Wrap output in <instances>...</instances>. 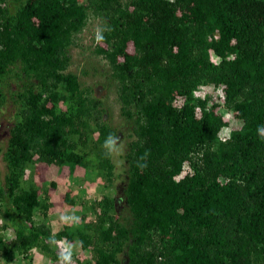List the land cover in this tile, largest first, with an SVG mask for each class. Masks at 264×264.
<instances>
[{"label": "trees", "instance_id": "trees-1", "mask_svg": "<svg viewBox=\"0 0 264 264\" xmlns=\"http://www.w3.org/2000/svg\"><path fill=\"white\" fill-rule=\"evenodd\" d=\"M91 16L100 19L94 52L132 120L123 188L132 218L120 221L103 193L85 203L80 225L51 235L33 218L36 189L20 184L27 165L74 171L92 154L108 181L113 174L106 141L117 133L67 71ZM5 103L7 261L37 248L49 264H120L121 252L123 264H264V0H0V112ZM221 106L240 123L225 139ZM58 238L88 258L54 253Z\"/></svg>", "mask_w": 264, "mask_h": 264}, {"label": "rangeland", "instance_id": "rangeland-1", "mask_svg": "<svg viewBox=\"0 0 264 264\" xmlns=\"http://www.w3.org/2000/svg\"><path fill=\"white\" fill-rule=\"evenodd\" d=\"M100 19L90 17L83 30L78 33L76 42L68 48L70 56L67 71L77 75L82 88L89 89L90 95L99 100L101 118L109 126L115 129L117 135L112 139L110 145L111 161L113 163V174L111 181H108L97 168L96 160L92 154L86 156L84 164L75 167L71 171L66 165H40L29 164L26 167L24 178L20 184L25 189L33 186L40 198L42 205L34 210L33 218L36 223H44L50 229L51 235L57 231H63L64 226L76 227L82 223L81 214L85 210V203L98 198L101 194L107 193L115 198L116 211L119 220L126 223L132 215L123 200V188L127 181V163L125 153L128 149L131 121L125 119L120 113V103L117 98L116 81L111 75L107 61L94 52L98 44L97 32ZM213 94L221 93L219 89L211 90ZM204 90L197 93L203 94ZM11 111L8 103L0 112V183L3 182L5 164L2 160V151L6 145L8 128L12 121L9 118ZM229 126H238L239 120L233 116V112L221 106L219 109ZM221 181V179H219ZM82 203L84 205H82ZM45 212V214H44ZM1 219V217H0ZM91 219V214H86L85 221ZM1 221V220H0ZM62 229V230H61ZM8 231V232H7ZM11 231V232H9ZM12 230L3 232L6 240L12 236ZM56 254L68 252L72 255V261L84 262L88 255L75 245H71L62 238H58L49 244ZM44 252V251H43ZM10 261L0 258L1 264H49L51 254L42 253L39 249L33 248L29 254L22 255ZM2 256V255H1ZM120 264H123L125 255L118 254Z\"/></svg>", "mask_w": 264, "mask_h": 264}, {"label": "built area", "instance_id": "built-area-1", "mask_svg": "<svg viewBox=\"0 0 264 264\" xmlns=\"http://www.w3.org/2000/svg\"><path fill=\"white\" fill-rule=\"evenodd\" d=\"M228 135H229V128H225V129L222 130L221 133H220V137H221V139H225V138H227ZM179 176H181V175H179Z\"/></svg>", "mask_w": 264, "mask_h": 264}, {"label": "clouds", "instance_id": "clouds-1", "mask_svg": "<svg viewBox=\"0 0 264 264\" xmlns=\"http://www.w3.org/2000/svg\"><path fill=\"white\" fill-rule=\"evenodd\" d=\"M100 38H102V37H100ZM227 123H228V122H227ZM230 127H231V125L229 126V123H228V125H227L226 127H224L223 130H224L225 128H229V130H230ZM260 131H261V133H264V128H261ZM106 143H107L108 145H112V144H113V141H112L111 138H109V140L106 141Z\"/></svg>", "mask_w": 264, "mask_h": 264}, {"label": "crops", "instance_id": "crops-1", "mask_svg": "<svg viewBox=\"0 0 264 264\" xmlns=\"http://www.w3.org/2000/svg\"><path fill=\"white\" fill-rule=\"evenodd\" d=\"M7 232H8V231H7ZM9 232H11V231H9ZM16 254L18 255V256L14 255L16 258L20 257V254H18L17 252H16ZM8 257H10V256L8 255ZM0 258L3 259L2 256H1V254H0ZM10 258H11V257H10ZM4 259H5V258H4ZM12 259H14L13 256H12ZM0 264H1V263H0Z\"/></svg>", "mask_w": 264, "mask_h": 264}]
</instances>
